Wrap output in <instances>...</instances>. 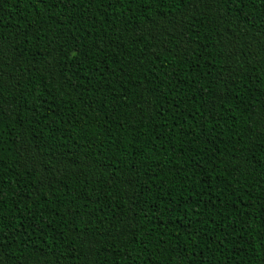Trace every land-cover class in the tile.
Instances as JSON below:
<instances>
[{"label":"trees","instance_id":"16d2710c","mask_svg":"<svg viewBox=\"0 0 264 264\" xmlns=\"http://www.w3.org/2000/svg\"><path fill=\"white\" fill-rule=\"evenodd\" d=\"M0 264H264V0H0Z\"/></svg>","mask_w":264,"mask_h":264}]
</instances>
